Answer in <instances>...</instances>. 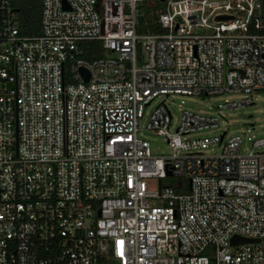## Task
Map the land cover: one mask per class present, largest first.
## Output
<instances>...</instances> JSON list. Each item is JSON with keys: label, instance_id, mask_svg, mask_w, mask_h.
<instances>
[{"label": "built area", "instance_id": "1", "mask_svg": "<svg viewBox=\"0 0 264 264\" xmlns=\"http://www.w3.org/2000/svg\"><path fill=\"white\" fill-rule=\"evenodd\" d=\"M158 1L160 33L138 32L144 0H43L23 35L0 0V264H264V138L242 153L188 109L174 126L167 99L146 116L171 95L256 104L262 0ZM86 41L104 56L83 58Z\"/></svg>", "mask_w": 264, "mask_h": 264}, {"label": "rangeland", "instance_id": "2", "mask_svg": "<svg viewBox=\"0 0 264 264\" xmlns=\"http://www.w3.org/2000/svg\"><path fill=\"white\" fill-rule=\"evenodd\" d=\"M155 1L159 2L158 0ZM152 2H154V0H144L142 6L147 8ZM141 42H143V40H141ZM84 44L90 43L86 42ZM139 53H142L141 49H139ZM102 56L104 55H101V57ZM260 95L261 98H257L256 104L235 110L220 109L219 104L224 103L226 100L232 101L240 98V95L237 93H225L212 96H207L205 94L192 96H162L157 98L153 104L148 107L146 116L149 117L155 106L164 99H167V104L172 111L174 126H176L180 120L182 111L186 109L194 112H205L216 115L219 117V132L228 130L229 135H240L243 140L242 153H247L254 148L253 142L264 138V94L261 93ZM253 125L255 127H253ZM145 135L150 142L153 155L168 156L172 153L170 146L161 136L152 131L146 132ZM249 137H251V139H249ZM259 150L264 151V146L260 147ZM168 180L172 182L175 179L170 178ZM184 182L188 184L189 180L184 179Z\"/></svg>", "mask_w": 264, "mask_h": 264}, {"label": "trees", "instance_id": "3", "mask_svg": "<svg viewBox=\"0 0 264 264\" xmlns=\"http://www.w3.org/2000/svg\"><path fill=\"white\" fill-rule=\"evenodd\" d=\"M263 3V15H264V0ZM12 4L18 10L21 33L23 35H38L41 33V14L43 8V0H12ZM152 8L148 6L144 8L140 6L139 15V29L141 33H160L162 30L158 25L154 23V17L151 14ZM90 44H84V43ZM81 45L84 47L83 58L88 60H94L104 55L100 44L98 42L86 41Z\"/></svg>", "mask_w": 264, "mask_h": 264}, {"label": "water", "instance_id": "4", "mask_svg": "<svg viewBox=\"0 0 264 264\" xmlns=\"http://www.w3.org/2000/svg\"><path fill=\"white\" fill-rule=\"evenodd\" d=\"M18 11V10H17ZM221 18H224V17H220L219 19H221ZM225 18H227V17H225ZM82 72L84 73V75H85V80L86 81H88V79H89V74H88V72L85 70V69H83L82 70ZM239 242H251V240L250 239H245V238H238V237H235V238H233V240H232V243L233 244H238Z\"/></svg>", "mask_w": 264, "mask_h": 264}]
</instances>
